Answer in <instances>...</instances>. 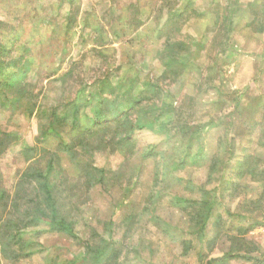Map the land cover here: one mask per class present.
Masks as SVG:
<instances>
[{
	"label": "rangeland",
	"instance_id": "374dc122",
	"mask_svg": "<svg viewBox=\"0 0 264 264\" xmlns=\"http://www.w3.org/2000/svg\"><path fill=\"white\" fill-rule=\"evenodd\" d=\"M186 1L0 0V131L12 134L0 156V179L5 187H11L19 171L32 161L25 163L23 160L22 153L28 146L57 149L58 141L54 135L41 140L42 128L52 119L49 114L52 110L59 113L73 102L83 108L99 99L120 98L129 87L124 84L126 80L136 78L135 85L139 89L150 80L157 81L165 71L162 54L166 40L186 42L188 51L195 55L182 76L177 75L175 79L170 75L171 80L159 81L165 90H171L169 100L175 106L196 105L195 111L199 110L200 115H194L192 122L225 118L233 111L238 98L248 106L244 116H236L234 129L223 126L210 130L213 135L206 141L208 154L218 150L219 157L226 159L228 149L224 146L227 143L233 145L236 153L232 164L235 166L243 158L244 149L257 151V142H252L257 134L249 131L247 122L251 113H255L253 117L258 116L255 105L264 101V68L246 87L239 89L237 73L246 54L236 50L245 44L248 49L261 51L264 41L251 38L245 42L240 36L241 32L247 35L243 12L236 31H233L232 24V31H222L229 21L223 23L220 20L214 27L215 17L220 15L227 0H188L192 3V10L201 16L189 11L177 21H169V12L179 10ZM251 1L239 0V4L246 8ZM258 1L262 3L264 0ZM234 18L236 15L233 22ZM194 41L201 47L193 46ZM237 41L243 43L236 45L235 49L233 45ZM8 76L12 79L7 86L5 80ZM84 126L92 128L88 123ZM174 132L167 135L140 129L134 134L137 150L127 170L136 167L142 172L128 194L123 210L141 214V227L133 233L130 245L140 238L142 245L136 252L138 254L124 255L125 264H198L196 251L192 252L193 255H182L180 243L148 222L149 213L143 212L146 205L150 210L158 208L157 213L169 226H182L185 220L168 204V195L197 196L199 193L189 182L205 184L204 190L207 191L220 184L219 174L207 182V165L202 163L188 165L182 171L173 169L181 160L183 149L190 145L187 142L189 136L180 138L181 134ZM218 139L224 144H219L220 149L216 147ZM196 145L194 142V150ZM154 147V152L158 153L156 159L143 160L145 152ZM260 153L264 155V151ZM94 160L95 165L114 171L121 167L125 157L120 153H97ZM263 163L264 159L261 164L264 168ZM158 165L160 170L156 171ZM177 177L182 179L177 180ZM156 191L163 194L152 198ZM212 194L218 197L217 193ZM124 196L119 187L109 193L93 190L95 209L89 204L83 208L86 226H79V235L84 240L90 238L93 218L95 221L107 220L113 206ZM3 215L0 210V217ZM259 228L249 234L258 245L261 232L256 230ZM95 230L106 239H123L115 228L109 233L96 224ZM40 242L42 249L30 260L32 264H91L84 260L82 242L52 234L41 236ZM1 264L6 262L1 261Z\"/></svg>",
	"mask_w": 264,
	"mask_h": 264
},
{
	"label": "trees",
	"instance_id": "16d2710c",
	"mask_svg": "<svg viewBox=\"0 0 264 264\" xmlns=\"http://www.w3.org/2000/svg\"><path fill=\"white\" fill-rule=\"evenodd\" d=\"M187 1L179 10L169 12V21H177L189 11L201 16L198 11L192 10V3ZM258 2L253 0L244 8L239 0H227L220 15L215 17L214 27L220 20L223 23L229 21L222 31H232L231 24L233 31H236L243 19L239 17L243 12L247 20L246 28L253 33H263L264 1ZM234 15L237 17L234 18L235 23L232 21ZM192 45L201 47L195 41ZM187 46L183 41H165L162 54L165 71L157 81L150 80L139 89L135 85L136 78L126 80L124 84H129V87L120 98L99 99L83 108L73 102L64 106V111L58 113L52 110L49 113L52 119L42 128L41 140L54 135L58 141L57 149L53 151L44 146H28L22 153L23 160L25 163L32 161L19 171L15 183L5 187L0 179V210L4 212L0 217V264L1 261L6 264H32L30 260L41 251L40 238L45 234L61 235L73 242H82L84 260L91 264H125V254H138L136 252L142 245V238L134 245H130V242L135 230L141 227V214L125 213L123 209L127 205L128 194L142 172L136 167L127 170L137 150L134 134L140 129L167 135L174 130V134H181L180 138L189 136L187 142L191 146L183 149L182 158L173 169L182 171L188 165L202 163L207 165V182L214 180L215 174H219L221 179L219 185L208 191L204 190L205 184L189 182L199 193L197 196L168 195V204L185 220L182 226H169L157 213L158 208L150 210L146 205L143 212L148 211V222L179 242L184 256L194 249L193 237L203 238L202 248L196 250L198 264H232L241 258L260 264V259L250 256L258 253L260 247L250 239L249 234L264 226V168L261 165L264 155L260 153L264 151V101L255 105L258 116L253 117L255 113H251L247 122L249 131L257 134L252 140L257 142V151L244 149L243 158L235 166L232 164L236 153L233 145L227 143L224 146L228 149L226 159L219 157L218 150L208 154L206 141L212 139L213 135L210 130L223 126L228 130L234 129L235 120L245 115L248 106L238 98L229 118H209L206 122L201 119L192 122L194 115H200L199 110L195 111V104L187 108L175 106L169 100L171 90H165L159 81L171 80V76L175 78L191 66L195 55L188 51ZM10 79L11 76L6 78L5 85L8 86ZM120 87L124 88L123 85ZM81 111L84 113L81 114ZM87 123L91 129L84 126ZM11 138V133L0 131V156ZM218 141L216 147L220 149V145L224 144ZM194 142L197 143L195 150ZM154 149L146 151L143 160H155L158 153ZM97 153H120L125 160L118 170L113 171L95 165L94 156ZM155 170L159 171L160 166ZM181 179L177 177V180ZM117 187L125 193L123 200L113 206L107 220L95 221L96 218H93L91 237L84 240L78 228L81 224L86 226L83 223V208L89 204L95 209L93 190L109 193ZM212 193H217L218 197H213ZM154 194L152 198H158L163 193L156 191ZM96 224L109 233L115 228L123 239L104 238L95 230Z\"/></svg>",
	"mask_w": 264,
	"mask_h": 264
},
{
	"label": "crops",
	"instance_id": "0c3cea01",
	"mask_svg": "<svg viewBox=\"0 0 264 264\" xmlns=\"http://www.w3.org/2000/svg\"><path fill=\"white\" fill-rule=\"evenodd\" d=\"M247 31V35L244 34V32H241V37H243L246 40H250L251 38H254L255 40H261L264 41V32L263 33H253V31L249 28L244 29ZM243 39V41H244ZM240 41L234 42V47L236 49V45H241V43H239ZM244 42V43H245ZM236 51L242 52L244 54H246V56L243 58V60L241 61L238 73H237V82L239 81L240 83L237 85V87H239V89H242L244 87H246L250 80L255 78L258 74L259 71L261 70V68H264V42H263V46L261 51H253L251 49H248L245 44L241 45V47L237 48ZM243 78V79H241ZM262 228V229H260ZM258 230V232H261V234L259 235V247L260 250L258 253L256 254H252L250 256L256 258V259H260V264H264V226L260 227ZM253 231H251L252 233ZM193 242H194V249L193 251H191V253L189 255H193L192 252L196 251L197 249H201L203 246V238L200 237H193ZM187 255V256H189ZM234 262V261H233ZM232 262V263H233ZM235 262L237 264H254L253 261H249L248 259H237V261L235 260ZM235 263V264H236Z\"/></svg>",
	"mask_w": 264,
	"mask_h": 264
}]
</instances>
